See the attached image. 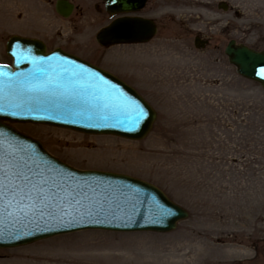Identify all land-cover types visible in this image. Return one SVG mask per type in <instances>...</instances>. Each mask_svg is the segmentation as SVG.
Listing matches in <instances>:
<instances>
[{"label": "rangeland", "instance_id": "rangeland-1", "mask_svg": "<svg viewBox=\"0 0 264 264\" xmlns=\"http://www.w3.org/2000/svg\"><path fill=\"white\" fill-rule=\"evenodd\" d=\"M69 1L75 10L63 19L56 0H0V64H10L9 37L40 39L126 82L157 118L137 142L14 127L75 169L155 186L189 217L169 234L85 231L0 250V264H264V89L224 55L231 40L264 50V0H151L140 14L156 23L154 39L111 47L95 41L110 21L103 5ZM228 241L248 255L226 259Z\"/></svg>", "mask_w": 264, "mask_h": 264}, {"label": "water", "instance_id": "water-1", "mask_svg": "<svg viewBox=\"0 0 264 264\" xmlns=\"http://www.w3.org/2000/svg\"><path fill=\"white\" fill-rule=\"evenodd\" d=\"M109 16L115 17L99 30L96 42L102 46L141 44L156 34L155 24L148 19L129 16L141 11L147 0H101ZM55 12L67 19L74 6L68 0H57ZM227 11L225 4L219 7ZM117 16V17H116ZM204 45L198 38L195 46ZM5 53L11 66L0 65V153H14L30 158L33 167L45 175L62 180L71 188L83 189L81 203L65 207V214H48L44 209L25 216L11 197L0 200V249H12L82 231L116 233L151 232L167 234L187 220L188 212L171 202L158 188L141 180L113 173L80 171L51 156L43 145L9 124H32L65 129L91 136H113L129 141H141L150 132L156 113L131 87L108 72L99 69L60 49L47 52L36 39L12 36ZM15 53V55H13ZM224 54L236 73L259 84L264 89V50L254 51L230 41ZM39 73V75H37ZM83 74V78H80ZM29 86L39 91L27 93ZM129 103L132 112L136 104L144 111L138 125L124 122V117L109 108L107 119L84 118L67 114L80 111L97 100L109 105ZM54 117V118H49ZM62 172V177L56 176ZM86 197V198H85ZM170 211L161 215L158 207Z\"/></svg>", "mask_w": 264, "mask_h": 264}, {"label": "snow or ice", "instance_id": "snow-or-ice-1", "mask_svg": "<svg viewBox=\"0 0 264 264\" xmlns=\"http://www.w3.org/2000/svg\"><path fill=\"white\" fill-rule=\"evenodd\" d=\"M15 55V53L13 54ZM39 75V73H37ZM80 78H83L81 74ZM27 93L39 91L37 88L29 86L25 89ZM118 94L116 102L108 103L97 100L95 105L87 106L80 111L70 110L67 114L84 118L94 117L97 119H107L106 113L109 108L124 117V122L138 125L144 117L143 108L136 104L132 112L128 111L129 103L120 100ZM0 107V112H3ZM54 118V117H49ZM62 172H57L56 176L62 177ZM83 189L77 191L51 175H45L39 167H33L32 162L24 157H17L14 153H0V200L11 197L8 206L15 201L20 212L25 216L37 211L43 215L44 209H48V214H65V207H71L73 203L80 204L81 197H84ZM86 198V197H85ZM161 215H170V211L162 206L158 207Z\"/></svg>", "mask_w": 264, "mask_h": 264}, {"label": "bare ground", "instance_id": "bare-ground-1", "mask_svg": "<svg viewBox=\"0 0 264 264\" xmlns=\"http://www.w3.org/2000/svg\"><path fill=\"white\" fill-rule=\"evenodd\" d=\"M232 229H233V226L231 224H228L227 226L223 227V231L232 230ZM240 233H241V231L236 229L233 234L239 235ZM231 243H233V242L228 241V244H231ZM201 245L203 248L205 247L204 244H201ZM220 247H221L220 251L222 252V255L224 257H226V259H230V260H231V258L245 257L248 255V252H249V249L246 246H239V245L231 244V245H226V246L223 245ZM206 250L209 251L210 248L206 249Z\"/></svg>", "mask_w": 264, "mask_h": 264}]
</instances>
